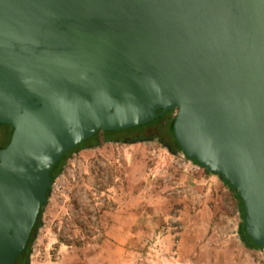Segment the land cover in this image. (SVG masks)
Masks as SVG:
<instances>
[{
  "label": "water",
  "instance_id": "water-1",
  "mask_svg": "<svg viewBox=\"0 0 264 264\" xmlns=\"http://www.w3.org/2000/svg\"><path fill=\"white\" fill-rule=\"evenodd\" d=\"M172 110L264 250V0H0V264L25 252L67 152Z\"/></svg>",
  "mask_w": 264,
  "mask_h": 264
},
{
  "label": "rangeland",
  "instance_id": "rangeland-1",
  "mask_svg": "<svg viewBox=\"0 0 264 264\" xmlns=\"http://www.w3.org/2000/svg\"><path fill=\"white\" fill-rule=\"evenodd\" d=\"M55 182L31 264H227L217 253L225 233L241 222L234 220L231 194L213 185L222 182L219 177L192 167L157 140L76 152ZM121 209L140 216V232L132 247L129 242L119 250L112 232ZM201 210L213 211L217 222L206 227L200 220L197 233L204 234L187 248L185 235ZM232 239L221 252L237 254L228 264H264L261 251L243 252L236 236Z\"/></svg>",
  "mask_w": 264,
  "mask_h": 264
},
{
  "label": "trees",
  "instance_id": "trees-1",
  "mask_svg": "<svg viewBox=\"0 0 264 264\" xmlns=\"http://www.w3.org/2000/svg\"><path fill=\"white\" fill-rule=\"evenodd\" d=\"M161 120H162V118L157 119L154 122H152L148 125L142 126L140 128H137V129H128V130L117 131V132L100 131L96 136H94L90 140L86 141L85 143L77 146L76 148L72 149L71 151L67 152L65 154V156L61 158V160L58 162V164L55 166V168L51 172L52 184L56 181V179L59 177V175H61V173L63 172V170L67 164L68 159L71 158L74 153L79 152L81 150H85V149H95L98 147H103L107 143L131 144V143H138V142H140V140H142L143 142L153 141V140L156 141L157 138L150 137L149 135H142L141 133H143V131L146 128H150L151 126L160 124ZM174 120H175V117L173 119H171V121L169 123V126H168L169 127V129H168L169 135H168V137L166 136V140L163 139V140H159L158 142L160 144H162L165 148H167V150L171 154L178 155V154L183 153V152H182V150H181V148H180V146H179V144H178V142L174 136V133H173L172 126H173ZM139 130H142V131H139ZM193 163H195L196 165H199L197 160H193ZM203 169L205 170V172L208 175L219 177V179L230 189V191H231V195H230L231 204L233 205L234 210L237 213H239V215L241 217V223H240V227H239V236H240V239L243 242L245 248H247L249 250H260L261 251L262 248L260 246L256 245L253 242V240L246 233V230H245L246 212H245L244 202L241 199L238 191L233 186H231L229 183L224 181L220 176H217V175L209 172L205 168H203ZM50 195H51V190H50L49 198H50ZM46 206H43V208L40 212L37 223L35 225V228L33 230L32 235H31V239L27 245L25 252L20 256V258L17 262L18 264H29V259H30V255L32 252L33 244L36 240L38 231L43 224L42 218H43V214H44Z\"/></svg>",
  "mask_w": 264,
  "mask_h": 264
},
{
  "label": "crops",
  "instance_id": "crops-1",
  "mask_svg": "<svg viewBox=\"0 0 264 264\" xmlns=\"http://www.w3.org/2000/svg\"><path fill=\"white\" fill-rule=\"evenodd\" d=\"M216 186V188H221L222 190H225L227 193H230L231 194V191L230 189L223 183V182H216L215 184H213ZM215 189V188H214ZM219 192H216V194L214 195L216 198L215 200L218 201L217 198H219ZM208 198V197H207ZM207 203V202H206ZM205 203V204H206ZM134 208H131V211H133ZM122 211H124L123 209L120 210L121 214L117 216L118 220H117V223L114 227V231L112 232V235L114 234V236L117 238V241H119V246H118V249L120 250L121 249V246L122 245H127L129 242H130V246H131V243L133 242V240H136L138 238V235H139V232H140V225H139V219H140V216L138 214H135L134 212L133 213H126V214H122ZM235 217H234V220H238L239 218L241 219L239 213H237L235 211ZM218 215V214H217ZM147 219H149L148 217H153V215H147L146 216ZM217 218V216L215 215V213L213 214V211H200L199 215H197V218L196 220L191 223L189 225V228H188V232L187 234L185 235L186 238H185V244L187 246V248H192L193 247V243L196 239V237H198V235H202L203 232H200L201 234H198L197 232L199 231L198 228V225H200V220L201 221H204L206 223V227L207 225L208 226H212L214 223L217 222V220H215ZM240 223L238 224V227L236 228L235 227V230H233L232 232L228 231L225 233V236L224 238H226V240L223 242V245L220 246L221 250H218V258H220V256L225 257V261H227V264L229 263V260H233L234 257L237 256V254H235L234 252H230L231 255H229L227 253V245L230 243V241H232V237L236 236L237 240L240 241L242 247H243V252L246 250V251H252V252H260V250H249L247 248H245L243 242L241 241L240 239V236H239V227H240ZM194 224V225H193ZM198 224V225H197ZM148 225V224H147ZM148 227V226H146ZM205 227V228H206ZM204 234V233H203ZM192 236L194 235L193 238H188L187 236ZM220 244V243H218ZM117 246V245H116ZM132 247V246H131ZM227 247L225 250H224V253L221 254L222 250ZM168 251L169 253V249L166 250ZM190 250H188L189 252ZM119 251H112L111 253H118ZM132 252V251H131ZM234 261V260H233ZM232 261V263H233ZM240 262V261H239ZM103 264V263H102ZM116 264V263H114ZM235 264V263H234ZM238 264V263H237Z\"/></svg>",
  "mask_w": 264,
  "mask_h": 264
},
{
  "label": "flooded vegetation",
  "instance_id": "flooded-vegetation-1",
  "mask_svg": "<svg viewBox=\"0 0 264 264\" xmlns=\"http://www.w3.org/2000/svg\"><path fill=\"white\" fill-rule=\"evenodd\" d=\"M161 112V111H159ZM176 110L169 111L162 115L159 119L162 118L160 124L151 126L153 128L152 133L149 135L150 137L157 138L156 140H166V136L168 137V129L169 123L171 119L176 117ZM13 131V127L11 125H0V149L8 146L11 140V134ZM140 142H143L140 140ZM18 262V261H17ZM18 264V263H16Z\"/></svg>",
  "mask_w": 264,
  "mask_h": 264
},
{
  "label": "built area",
  "instance_id": "built-area-1",
  "mask_svg": "<svg viewBox=\"0 0 264 264\" xmlns=\"http://www.w3.org/2000/svg\"><path fill=\"white\" fill-rule=\"evenodd\" d=\"M181 154H182V158L185 159V161H187L188 164H190L192 167L197 168L199 170L203 169L200 165H196L195 163H193L192 160H189L188 157L184 153H181ZM56 186H57V188H56ZM55 188L58 189V183H56V182H54L52 184L51 191H54ZM261 253L264 254V250H261Z\"/></svg>",
  "mask_w": 264,
  "mask_h": 264
}]
</instances>
